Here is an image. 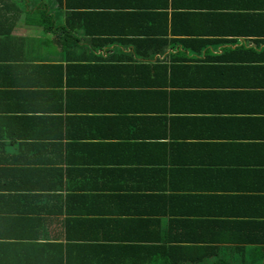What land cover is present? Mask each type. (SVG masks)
I'll list each match as a JSON object with an SVG mask.
<instances>
[{
  "label": "crops",
  "instance_id": "0c3cea01",
  "mask_svg": "<svg viewBox=\"0 0 264 264\" xmlns=\"http://www.w3.org/2000/svg\"><path fill=\"white\" fill-rule=\"evenodd\" d=\"M17 1L0 264H264V0Z\"/></svg>",
  "mask_w": 264,
  "mask_h": 264
},
{
  "label": "trees",
  "instance_id": "16d2710c",
  "mask_svg": "<svg viewBox=\"0 0 264 264\" xmlns=\"http://www.w3.org/2000/svg\"><path fill=\"white\" fill-rule=\"evenodd\" d=\"M262 8V6H261ZM259 8V9H261ZM26 13V5L25 3H21L17 0H0V44L9 43L10 39H15L11 36V32L13 28L16 26L18 21L25 15ZM232 22L234 23V18H237L235 15H232ZM246 17L245 21L250 23L249 25L254 28H260L261 24L264 25V12H257L253 14L251 19ZM244 22V18H243ZM252 30V29H250ZM247 32L243 31V33H257V32ZM234 60V57H229L228 60ZM119 68L118 66H115ZM119 70V69H118ZM117 70V71H118ZM116 71V70H115ZM117 73V72H116Z\"/></svg>",
  "mask_w": 264,
  "mask_h": 264
}]
</instances>
